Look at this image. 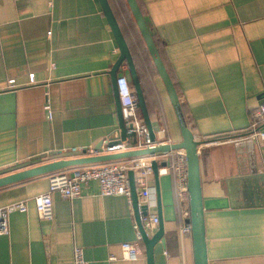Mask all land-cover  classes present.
<instances>
[{
    "label": "crops",
    "instance_id": "crops-1",
    "mask_svg": "<svg viewBox=\"0 0 264 264\" xmlns=\"http://www.w3.org/2000/svg\"><path fill=\"white\" fill-rule=\"evenodd\" d=\"M107 1L131 54L154 141L180 139L173 104L127 0ZM137 3L200 139L202 197L225 198L203 209L207 264H264V139L246 141L250 112L264 90V0ZM118 53L100 0H0V174L86 155L69 147L110 135L135 147L115 76L126 74L134 88L126 60L112 71ZM138 112L143 117L139 104ZM173 152L141 154L157 160L158 172L147 177L148 197L138 194L135 181L138 202L147 203L146 214L158 213V185L163 233L153 244V264H194L191 232L179 228L187 213L175 190ZM52 170L0 184V205L26 200L24 210L8 213L0 264H72L73 243L82 246L85 264H147L131 197L100 193L94 177L70 198L52 190L53 214L40 216L33 195L47 188ZM143 223L148 233L157 227ZM124 239L136 242V258L120 255Z\"/></svg>",
    "mask_w": 264,
    "mask_h": 264
},
{
    "label": "built area",
    "instance_id": "built-area-1",
    "mask_svg": "<svg viewBox=\"0 0 264 264\" xmlns=\"http://www.w3.org/2000/svg\"><path fill=\"white\" fill-rule=\"evenodd\" d=\"M30 81L33 80V73L30 72ZM9 85L14 84L12 77L8 78ZM115 85L117 96L121 105L122 117L128 130L137 133L135 139V147L152 145L147 125L138 112V102L134 90L129 82L126 74L119 73L115 77ZM48 115L51 109L48 103H45ZM250 124L247 135L264 139V99L261 100L250 112ZM109 137L101 139L100 143L71 145L69 149L79 151L83 154L100 153L111 150L127 148V143L123 140H117L108 143ZM208 142L219 141V139H207ZM171 150V149H170ZM173 160L170 167L174 174V184L177 196L185 204V212L189 215L188 190H187V168L186 154L182 147L173 148ZM169 151V150H168ZM133 168L135 172V181L140 186L138 194L142 197H148L151 193L147 177L152 172L150 161L144 155H130L124 157L108 158L88 163L72 164L70 168H58L52 170L48 174V186L46 189L39 191L33 195L37 213L40 216L51 217L52 210V190H58L62 196L72 197L80 192V184L91 177L97 179L100 193H125L130 196V186L128 181L127 169ZM160 169L166 170L165 166ZM26 208V200L24 198L8 201L0 205V233L9 231L8 213L13 209L24 210ZM186 217V218H187ZM141 219L145 223H156L158 221L157 212L144 214ZM182 232H190V221L186 220L179 226ZM120 255L126 258L137 257L136 242L129 239L119 241ZM114 257V253H110ZM72 264H85L83 248L80 244L72 245Z\"/></svg>",
    "mask_w": 264,
    "mask_h": 264
},
{
    "label": "water",
    "instance_id": "water-1",
    "mask_svg": "<svg viewBox=\"0 0 264 264\" xmlns=\"http://www.w3.org/2000/svg\"><path fill=\"white\" fill-rule=\"evenodd\" d=\"M103 11L111 25V28L114 32L117 45L119 48L118 56L113 64L112 71H115L117 66L122 60H126L128 64V70L131 75V82L137 97L138 104L141 109L143 119L147 125L149 136L153 141L152 145H145L141 147H130L118 150L105 151L100 153L86 154V155H77L72 157H58L49 159L40 163L22 167L13 171H9L3 174H0V184L7 183L22 177H26L35 173L48 171L56 168L63 167L68 164H76L85 161H98L108 158L124 157L130 155H138L143 153H154L156 151H168L173 148L182 147L185 150L186 154V168H187V190H188V208L189 215L186 220L190 221L191 224V239L193 247V257L194 264H207V255L205 247V235H204V219H203V209L207 206L222 205L225 204V198L220 197H202L201 186H200V174H199V157H198V144L200 139L195 137L192 130L188 126L181 103L176 91V88L169 76V73L163 63V60L158 51L157 45L153 39L151 31L146 23V20L143 16V13L137 3V0H127V3L131 9V12L135 18V21L139 27V30L145 40V43L148 47V50L153 58V61L156 65L157 71L161 76L164 85L167 89L171 102L173 104L178 123L181 130V138L174 141H154L155 131L152 128L151 121L145 106L143 99V94L139 79L137 76L136 69L133 64L131 54L129 52L128 46L125 42V39L121 33L120 27L112 13V10L109 6L107 0H100ZM115 73V72H114ZM116 77V76H115ZM264 99V90L259 94V100ZM120 110V107H119ZM121 114V112H120ZM121 125L124 126L123 120L121 117ZM125 128V127H124ZM123 128V131L125 129ZM117 140H122L121 137H114L113 135L109 136L108 143H112ZM247 142L252 141V137H246ZM150 165L152 171L157 177L158 166L157 160L152 157L150 160ZM128 181L130 186V197L133 203L135 219L137 226L141 235V238L145 246V254L147 264H153V244L157 239L162 238L163 233V224L160 214V201H159V188L156 184V198H157V211H158V221L157 227L151 233L147 232L145 225L141 219V216L147 213V203H139L137 196V187L134 177V169H127Z\"/></svg>",
    "mask_w": 264,
    "mask_h": 264
}]
</instances>
